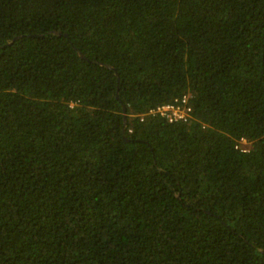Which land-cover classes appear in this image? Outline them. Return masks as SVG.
<instances>
[{"label": "trees", "instance_id": "obj_1", "mask_svg": "<svg viewBox=\"0 0 264 264\" xmlns=\"http://www.w3.org/2000/svg\"><path fill=\"white\" fill-rule=\"evenodd\" d=\"M0 264H264V0H0Z\"/></svg>", "mask_w": 264, "mask_h": 264}, {"label": "built area", "instance_id": "obj_2", "mask_svg": "<svg viewBox=\"0 0 264 264\" xmlns=\"http://www.w3.org/2000/svg\"><path fill=\"white\" fill-rule=\"evenodd\" d=\"M191 112L190 95H184L173 103H166L150 110L151 114L162 116L170 122L187 121L191 116Z\"/></svg>", "mask_w": 264, "mask_h": 264}, {"label": "water", "instance_id": "obj_3", "mask_svg": "<svg viewBox=\"0 0 264 264\" xmlns=\"http://www.w3.org/2000/svg\"><path fill=\"white\" fill-rule=\"evenodd\" d=\"M80 55H81L82 57H84L83 53H81V52H80ZM117 75H118V77H119V73H117ZM124 115H125V121H127V109H126L125 106H124Z\"/></svg>", "mask_w": 264, "mask_h": 264}]
</instances>
